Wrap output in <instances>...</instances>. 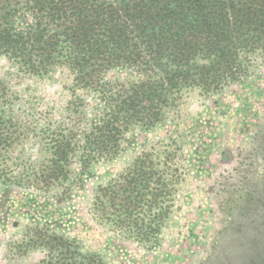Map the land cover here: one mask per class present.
<instances>
[{
  "label": "rangeland",
  "instance_id": "1",
  "mask_svg": "<svg viewBox=\"0 0 264 264\" xmlns=\"http://www.w3.org/2000/svg\"><path fill=\"white\" fill-rule=\"evenodd\" d=\"M206 60L192 58L184 66L189 80L156 96L143 94L141 82L170 71L100 67L105 80L140 86V111L125 113L126 121L111 113L121 125L109 133L108 147L94 153L84 149L86 142L110 123L109 95L99 85L105 82L76 86V73L65 66L42 79L23 77L0 53V78L18 91L15 111L30 129L42 128L33 130V143L12 150L2 170L9 174L0 180V264H71L59 260V251L69 250L57 237L78 252L77 264H210L223 242L228 255L242 252L237 230L251 224L250 209H257L251 197L264 182V57L256 46L241 66L232 61V72L199 80ZM118 89L112 85L111 94ZM132 91L125 89L124 98ZM52 133L72 138L75 150L68 180L47 191L37 168L49 156L42 144ZM118 185H124L121 198L101 201L103 188ZM233 218L236 233L229 236Z\"/></svg>",
  "mask_w": 264,
  "mask_h": 264
},
{
  "label": "trees",
  "instance_id": "2",
  "mask_svg": "<svg viewBox=\"0 0 264 264\" xmlns=\"http://www.w3.org/2000/svg\"><path fill=\"white\" fill-rule=\"evenodd\" d=\"M256 46L262 49L264 57V0H0V53L10 57L17 73L42 79L65 66L76 73V86L92 87L100 79L105 82L99 85L109 95L106 102L110 111L106 118L110 123L101 125L86 142L84 149L94 153L110 144L109 133L118 131L115 126L121 125L117 117L123 116L121 120L126 121L125 113L131 117L140 111L135 104L140 86L131 84L128 88L133 91L124 98L123 92L128 88L117 81L103 79L100 67L118 64H143L145 68L150 66L149 69L162 67L171 75L142 81L143 94L169 95L167 87L189 80L184 66L192 58L199 55L208 58L198 71V79L203 80L210 73L232 72L229 69L232 61L241 66ZM112 85L120 89L111 94ZM16 94L18 91L13 94L6 78H0V180L3 182L9 173L2 174V170L8 167L12 150L27 142L33 143L32 132L42 130L38 125L34 131L30 129L27 118L19 110L15 111ZM111 113L115 120L109 117ZM42 145L50 152L37 170L43 176L45 190L50 191L68 180L75 144L72 138L65 141L60 134L52 133ZM257 190L261 198L258 194L251 197L257 205V209H250L251 224H243L237 230L242 234L239 245L243 251L232 257L224 251L223 243H226L223 242L216 260L210 264L264 263V202L261 203L264 182ZM123 193L124 185L114 190L103 188L100 199L114 198V194L115 199L121 198ZM236 222L233 218L228 224L227 235L233 229L236 233ZM57 240L59 246L69 250L59 251V257H63L59 260L63 263L69 259L71 264H77L78 252L70 249L68 241H62L61 237ZM225 250L228 251L227 246ZM232 251H236V245H232ZM220 254L223 255L219 258Z\"/></svg>",
  "mask_w": 264,
  "mask_h": 264
}]
</instances>
